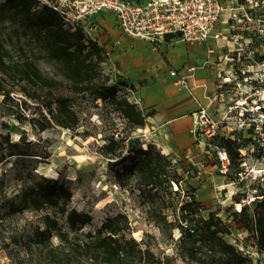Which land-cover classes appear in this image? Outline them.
<instances>
[{
	"label": "rangeland",
	"instance_id": "374dc122",
	"mask_svg": "<svg viewBox=\"0 0 264 264\" xmlns=\"http://www.w3.org/2000/svg\"><path fill=\"white\" fill-rule=\"evenodd\" d=\"M5 1L0 0V6ZM73 1L38 0L35 10L55 3L72 6ZM223 2L226 9L218 24L223 36L209 56L204 50L194 54L186 48L184 53L177 41L158 51L143 49V58L128 64L132 57L126 55L125 45L116 44L109 33L117 21L110 12L98 14L95 29L88 36L105 45L98 81L118 87V96H127L139 107L141 100L135 95L139 83L147 81L138 73L145 76L152 70L155 78L166 76L169 67L177 70L181 61L183 67L209 69L211 89L206 84L202 87L213 97L219 132L234 139L239 153L227 175L219 159V151L224 149L219 139L204 136L189 154L163 153L140 127L127 124L112 93L102 99L95 92L72 91L58 63L29 31L3 26L6 45L16 59L27 54L46 75L64 84L54 89L52 96L27 82L10 81L5 83L10 96L0 93V264H52L32 233L42 225L46 211H10L12 205L21 203L22 186L40 176L63 182L73 193L69 206L92 215L93 221L83 233L95 231L108 217L124 213L131 221L133 237L142 247H150L162 264H235L218 246L201 239L202 223L213 215L230 229L219 236L245 257L244 264H264L257 234L239 214L246 205L254 217L258 201L264 198V172H256L264 170V0ZM171 51L175 64L169 58ZM58 96L71 98L80 117L77 127L66 128L52 119L49 109H55L54 97ZM143 111L147 117L153 114ZM112 139L117 141L116 150L107 153L104 145ZM150 144L172 161L169 171L178 169L184 175L179 191L174 181H165L155 192L157 189L145 186L135 168L118 180L117 172L132 165L140 158L136 151ZM121 157L126 162L117 164ZM192 198L200 202V208L184 219L180 207ZM152 206L162 210L175 226L162 229L150 220ZM51 243H60L55 232Z\"/></svg>",
	"mask_w": 264,
	"mask_h": 264
},
{
	"label": "trees",
	"instance_id": "16d2710c",
	"mask_svg": "<svg viewBox=\"0 0 264 264\" xmlns=\"http://www.w3.org/2000/svg\"><path fill=\"white\" fill-rule=\"evenodd\" d=\"M58 4L45 5L39 11L35 10L38 0H6L0 6V93L6 97L10 96V91L5 87V83L10 81L27 82L32 86L46 89L52 96L53 90L64 84V81L46 75L27 54L15 58L12 50L7 47L3 35V26L7 24L15 30L23 29L25 33L29 31L32 39L44 46L49 56L60 66L72 91L95 92L97 97L102 99H107L112 93L113 97H117L115 103L127 124L132 128L144 127L147 115L138 104L130 101L127 96H118V87L98 81L101 77L100 64L105 60V47L99 41L90 39L82 27L75 30L67 27L64 18L55 8ZM171 37L172 35H168L167 40L169 41ZM54 102L55 109H49L52 119L66 128L77 127L80 117L73 108L71 98L58 96L54 97ZM213 137L220 140L219 146L228 153L230 169L239 154L235 149L234 139L221 134L219 130ZM116 146L117 141L112 139L104 148L107 153H113ZM136 154L140 158L117 172L118 180L121 181L129 170L135 168L145 186H152V190L157 189L155 192L159 191L158 187L165 181L168 183L174 181L178 185L176 191L181 189L180 181L184 179V175L179 173L178 169L169 171L172 161L157 150L154 144L145 149H138ZM126 160L125 157H121L116 162L124 164ZM72 197L71 189L63 182L40 176V179L22 186L19 194L21 203L10 207L11 212H21L24 209L46 211L42 217V225H37L32 233L35 242L45 250L52 264H162V260L150 247H142L133 237L131 221L124 213L108 217L95 231L83 233V228L92 223L93 217L89 213L71 208L69 203ZM257 204L259 211L254 217L249 215L246 205L239 214L246 217L245 222L249 227L254 228L258 245L264 251V198ZM199 208L200 202L193 198L180 207L184 219L189 214H197ZM48 209L54 210V213L47 212ZM149 216L150 220L162 229L175 226L162 210L154 206L150 207ZM200 230L203 241L218 246L222 254L235 264L246 262L245 257L234 245L219 236V233L230 232L219 218L212 215L205 219ZM54 232L60 239L56 246L51 243Z\"/></svg>",
	"mask_w": 264,
	"mask_h": 264
},
{
	"label": "built area",
	"instance_id": "2783aa9c",
	"mask_svg": "<svg viewBox=\"0 0 264 264\" xmlns=\"http://www.w3.org/2000/svg\"><path fill=\"white\" fill-rule=\"evenodd\" d=\"M55 8L67 27H82L88 35L95 29L98 14L110 12L125 35L153 45L168 41V35L190 45L219 40L223 33L218 24L226 9L223 0H74L72 6L59 3ZM189 70L194 71L195 67ZM171 74L178 76V85L189 86L177 70H171ZM212 105L202 106L194 113L193 132L199 141L219 130L220 122L215 119ZM219 159L223 173H227L230 159L225 149L219 151Z\"/></svg>",
	"mask_w": 264,
	"mask_h": 264
},
{
	"label": "crops",
	"instance_id": "0c3cea01",
	"mask_svg": "<svg viewBox=\"0 0 264 264\" xmlns=\"http://www.w3.org/2000/svg\"><path fill=\"white\" fill-rule=\"evenodd\" d=\"M112 15L113 19H116L115 15ZM115 19L113 21H115ZM114 24L115 27H112L113 31L109 33L116 44L122 43L125 45L126 55L132 57L131 60L128 58V64L134 63L136 58H143V49L145 51L149 49L158 51L162 50V48L167 45L181 41L171 38L164 43L153 45L146 41L135 40L128 37L121 31L117 21H115ZM217 42L218 40L213 39L204 44L195 45L183 42V52H186V48L194 54H198L201 50H204L209 56L214 54V46ZM175 50L180 51V48H176ZM194 50H197V52H194ZM187 57L188 56H185L186 60ZM169 58L171 62L175 64L176 59L174 55H172V51L169 52ZM183 65L184 61H181L179 65L181 67H179L177 71L187 79L188 87H182L177 84L178 76H174L170 73V67L168 69L169 73L166 76L158 75V78H155L156 76H154L152 70L145 76L138 73V76L146 79L147 83H144V85L139 83L140 90L136 93L135 97L140 98V107L142 110L147 109L148 113H153L147 117L146 125L139 128V130L140 132H145L149 142L158 145L165 154H189L193 151L194 147L198 148L200 146V141L193 132L194 113L202 106L212 105L213 101V97L209 96L208 92L202 87L206 84L208 90L211 89L209 88V86H211L209 84V69L195 68L193 74H191L192 71L189 69L195 66L183 67ZM151 74L154 76L155 81L152 80ZM194 86L196 90L193 88ZM189 89L194 93L190 92ZM211 107L215 110L214 102Z\"/></svg>",
	"mask_w": 264,
	"mask_h": 264
},
{
	"label": "bare ground",
	"instance_id": "6f19581e",
	"mask_svg": "<svg viewBox=\"0 0 264 264\" xmlns=\"http://www.w3.org/2000/svg\"><path fill=\"white\" fill-rule=\"evenodd\" d=\"M183 44H184L183 41H180L179 46H180V45H183ZM193 88L196 90L195 86H194ZM256 172H257V173H263L264 170H257ZM253 199H254V198H253Z\"/></svg>",
	"mask_w": 264,
	"mask_h": 264
}]
</instances>
